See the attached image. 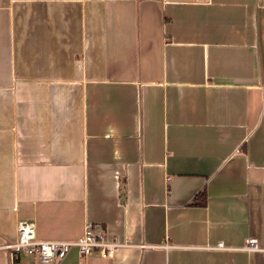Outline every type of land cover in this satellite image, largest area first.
<instances>
[{"label":"crops","instance_id":"0c3cea01","mask_svg":"<svg viewBox=\"0 0 264 264\" xmlns=\"http://www.w3.org/2000/svg\"><path fill=\"white\" fill-rule=\"evenodd\" d=\"M24 221L127 243L86 264H264V0H0V264Z\"/></svg>","mask_w":264,"mask_h":264},{"label":"built area","instance_id":"2783aa9c","mask_svg":"<svg viewBox=\"0 0 264 264\" xmlns=\"http://www.w3.org/2000/svg\"><path fill=\"white\" fill-rule=\"evenodd\" d=\"M96 225L88 224L82 237L76 241L41 240L37 237L34 223L21 222L18 227V237L13 242H7L3 248L9 254L10 264H27L26 258L40 263L63 261L73 248H77L80 264H86V260L93 254L101 258L114 257L118 248L127 243L108 240L106 233L99 231ZM218 248H225L224 243H219ZM248 251H259L257 240L249 239L244 247Z\"/></svg>","mask_w":264,"mask_h":264}]
</instances>
